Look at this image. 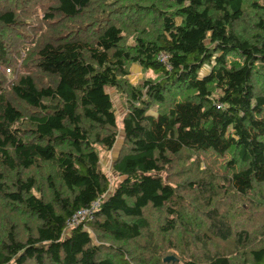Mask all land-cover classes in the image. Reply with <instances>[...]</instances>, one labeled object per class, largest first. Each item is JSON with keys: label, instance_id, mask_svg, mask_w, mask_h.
Masks as SVG:
<instances>
[{"label": "trees", "instance_id": "1", "mask_svg": "<svg viewBox=\"0 0 264 264\" xmlns=\"http://www.w3.org/2000/svg\"><path fill=\"white\" fill-rule=\"evenodd\" d=\"M13 1L0 264H264V0H47L40 32L20 14L36 0ZM132 63L151 76L131 84ZM106 87L126 104L111 190L96 150L118 133ZM244 198L254 230L237 223Z\"/></svg>", "mask_w": 264, "mask_h": 264}, {"label": "rangeland", "instance_id": "2", "mask_svg": "<svg viewBox=\"0 0 264 264\" xmlns=\"http://www.w3.org/2000/svg\"><path fill=\"white\" fill-rule=\"evenodd\" d=\"M1 2L4 4L6 3L7 6L10 4L15 5L13 0H0V3ZM45 3H47V0H36L33 2V5L30 4L29 7H27V9L24 10L25 12L20 11L21 16L25 17L26 23H28V25L31 27H35L36 29H39L38 32L43 31L45 29L44 25L47 24L46 22H42L41 23V24H43L42 27L40 26L41 24H38L40 22L42 16H43L44 11H45V8H46L44 6ZM12 8H13V6H12ZM37 26H40V28H37ZM21 42H22L21 45H23L24 47L26 44L29 47L31 46L32 48L34 46L33 43H31L30 41H27L25 38L24 39L21 38ZM32 48H30L29 50L31 51ZM23 56H24V51H20L19 61L16 65L19 64V62L21 61V58H25ZM3 63H4L3 60L0 61V72H2L3 68H4V73L6 74V77H7L6 82H11L14 78H16L17 73H15V74L13 73V68L11 65L8 64V65L3 66ZM6 67L11 68L10 72L6 71V69H7ZM207 70H208V66L204 65L200 69V73H205ZM148 76H151L150 71L143 70L139 65H137L135 63L130 64L127 78L131 84H138L139 82H141L144 78H146ZM105 90L110 95L111 101L113 103L114 112H115L116 120H117V126H118L117 131H118V133L116 136V140L110 149H104L102 147L96 146V150L98 151V154H99L100 168L108 177V179L110 181V190H111L113 185L115 183H117V181L120 179V177H118L113 172L112 164H113L115 158L117 157V155L120 153L121 148H122V144H123V134H122V129H121V117L126 111V104H125L124 97L119 92H117L114 88L106 87ZM152 111L153 110H151L150 112H152ZM213 158H216V157H208V155H207V158H205V155H201L199 168L203 169L205 167V165L208 163H210V165L215 166V164L211 163V160L213 161ZM241 204L245 206L246 211L244 210V212L241 213V216L239 217V220L237 221V223L239 225L238 224L237 225L240 227L242 225H245L249 230H251V229L254 230L256 228V226L254 224L255 219L253 220V218H255V217L257 218L259 216L260 211L258 209L257 210L254 209V207L252 205H249L247 203V201L245 200V198H244V202ZM239 211L240 210H238V212ZM261 211H262V209H261ZM148 214H149V218H150L149 220H151L153 222L152 224L154 226V223L156 224V219L158 218V216H157L158 214L154 210L148 211ZM153 231L156 233L155 229H153ZM257 232H258V230L254 231V233H257ZM170 251H172V250H170ZM175 254H177V252ZM167 256L174 257L172 254H168ZM7 264H14V263L12 261H10ZM28 264H33V263L30 262Z\"/></svg>", "mask_w": 264, "mask_h": 264}, {"label": "built area", "instance_id": "3", "mask_svg": "<svg viewBox=\"0 0 264 264\" xmlns=\"http://www.w3.org/2000/svg\"><path fill=\"white\" fill-rule=\"evenodd\" d=\"M161 58H164V55H161ZM7 72H10V69L7 68L6 69ZM95 205V204H94ZM89 211L87 209H81L79 211H77L72 218L67 222V225L70 226L72 224L78 223L81 219L84 218L85 215H88Z\"/></svg>", "mask_w": 264, "mask_h": 264}, {"label": "water", "instance_id": "4", "mask_svg": "<svg viewBox=\"0 0 264 264\" xmlns=\"http://www.w3.org/2000/svg\"><path fill=\"white\" fill-rule=\"evenodd\" d=\"M169 259H173V257H172V256H166V257L164 258V260H169Z\"/></svg>", "mask_w": 264, "mask_h": 264}]
</instances>
